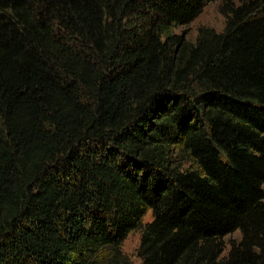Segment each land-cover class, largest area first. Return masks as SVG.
Wrapping results in <instances>:
<instances>
[{
	"label": "trees",
	"instance_id": "16d2710c",
	"mask_svg": "<svg viewBox=\"0 0 264 264\" xmlns=\"http://www.w3.org/2000/svg\"><path fill=\"white\" fill-rule=\"evenodd\" d=\"M209 1L0 0V264H132L133 229L141 264H264V0L173 32Z\"/></svg>",
	"mask_w": 264,
	"mask_h": 264
},
{
	"label": "rangeland",
	"instance_id": "374dc122",
	"mask_svg": "<svg viewBox=\"0 0 264 264\" xmlns=\"http://www.w3.org/2000/svg\"><path fill=\"white\" fill-rule=\"evenodd\" d=\"M235 4L239 3V0H233ZM222 0H211L207 2L202 12L194 18L192 21L179 25L173 29V32L178 34H184L185 38L189 42H194L197 35V30L201 26L210 27L217 32L222 31L225 25V17L220 12ZM187 166V162L184 160L183 167ZM264 188V186H263ZM151 220V212L147 211L143 216L142 222L145 223ZM240 238L239 231L231 232L224 236L225 249L222 252V256L226 255L230 243ZM140 243V230L133 229L126 235L121 244V251L130 260L132 264H141V259L138 256V247Z\"/></svg>",
	"mask_w": 264,
	"mask_h": 264
}]
</instances>
